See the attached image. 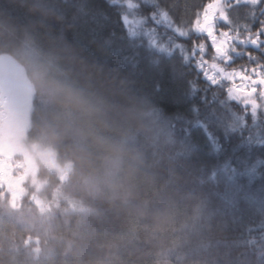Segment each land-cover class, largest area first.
Returning a JSON list of instances; mask_svg holds the SVG:
<instances>
[{
	"label": "trees",
	"instance_id": "16d2710c",
	"mask_svg": "<svg viewBox=\"0 0 264 264\" xmlns=\"http://www.w3.org/2000/svg\"><path fill=\"white\" fill-rule=\"evenodd\" d=\"M213 2L0 0V54L33 87L24 141L69 167L41 165L36 191L16 162L21 196L0 187V211L54 228L37 264H264V98L253 110L219 71H264V0H221L228 59L194 27Z\"/></svg>",
	"mask_w": 264,
	"mask_h": 264
},
{
	"label": "rangeland",
	"instance_id": "374dc122",
	"mask_svg": "<svg viewBox=\"0 0 264 264\" xmlns=\"http://www.w3.org/2000/svg\"><path fill=\"white\" fill-rule=\"evenodd\" d=\"M32 99L33 87L23 67L12 56L0 54V187L12 191V197L21 196L23 190L20 187L18 190V183L21 185L24 181L13 177L15 170L10 167L14 163L21 165L18 172L23 177H31V184L36 191L43 184V180L38 177L41 165L52 171L58 170L62 175L69 168L57 163L56 155L51 149L34 144L26 145L24 136L30 121ZM23 186L24 184L21 187ZM53 229L50 224L42 221L10 217L0 211V260L6 259L3 263L0 261V264H37L35 251L40 252L38 256L42 261L47 257L54 235ZM7 253L12 254L10 260H7Z\"/></svg>",
	"mask_w": 264,
	"mask_h": 264
},
{
	"label": "snow or ice",
	"instance_id": "6c2138e0",
	"mask_svg": "<svg viewBox=\"0 0 264 264\" xmlns=\"http://www.w3.org/2000/svg\"><path fill=\"white\" fill-rule=\"evenodd\" d=\"M251 3H257V0H251ZM131 6V5H130ZM219 12V17L228 20L227 12L225 11V6L221 3V0H214L213 3L208 4L203 11V22L200 20V14L197 13V19L194 22V27L199 32H207V35L212 41V46L215 48L216 53L224 59H228L229 49L232 47L233 41L239 39V34L236 36H232L230 32L222 31L220 36L223 38L218 42V38L211 26L212 20L215 18L216 13ZM264 27V25H262ZM246 40H251L253 44H256L259 41V33L258 31L253 36L250 32L246 38ZM200 52H203L204 45L201 44L198 46ZM205 69V64L207 61L203 59L198 61ZM212 68H219L218 65L213 63L211 65ZM262 67L261 65L259 66ZM220 72L223 73L224 78L229 80L232 83V87L228 88V92L230 96H233L237 99H243L245 103H250L253 106V110L257 106V100L253 97L257 93V86H259V94L262 98H264V71H258L257 68H253L251 71L253 75H247L246 72H223V69H219ZM205 74L209 76L210 79L215 82L217 77L213 74H210L208 70L205 69ZM239 79L244 82L241 84H236L235 80Z\"/></svg>",
	"mask_w": 264,
	"mask_h": 264
},
{
	"label": "clouds",
	"instance_id": "9594fccd",
	"mask_svg": "<svg viewBox=\"0 0 264 264\" xmlns=\"http://www.w3.org/2000/svg\"><path fill=\"white\" fill-rule=\"evenodd\" d=\"M53 95H55L56 90L58 89V85L53 83L51 85L47 86ZM153 119L159 127L153 130V135H156L157 138L162 136L164 138V148L166 150H172L177 147V144L179 141L176 139L175 135L171 131V129L168 128L167 122L163 119L161 114H154Z\"/></svg>",
	"mask_w": 264,
	"mask_h": 264
}]
</instances>
